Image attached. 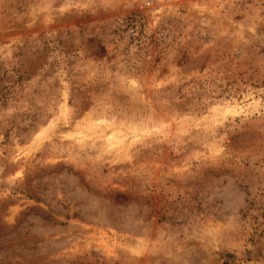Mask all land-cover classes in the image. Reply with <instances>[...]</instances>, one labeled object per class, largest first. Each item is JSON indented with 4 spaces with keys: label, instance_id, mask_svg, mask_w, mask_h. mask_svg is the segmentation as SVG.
<instances>
[{
    "label": "rangeland",
    "instance_id": "obj_1",
    "mask_svg": "<svg viewBox=\"0 0 264 264\" xmlns=\"http://www.w3.org/2000/svg\"><path fill=\"white\" fill-rule=\"evenodd\" d=\"M0 264H264V0H0Z\"/></svg>",
    "mask_w": 264,
    "mask_h": 264
}]
</instances>
